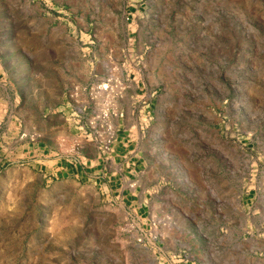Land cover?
I'll return each mask as SVG.
<instances>
[{
	"label": "rangeland",
	"instance_id": "rangeland-1",
	"mask_svg": "<svg viewBox=\"0 0 264 264\" xmlns=\"http://www.w3.org/2000/svg\"><path fill=\"white\" fill-rule=\"evenodd\" d=\"M0 264H264V0H0Z\"/></svg>",
	"mask_w": 264,
	"mask_h": 264
},
{
	"label": "crops",
	"instance_id": "crops-1",
	"mask_svg": "<svg viewBox=\"0 0 264 264\" xmlns=\"http://www.w3.org/2000/svg\"><path fill=\"white\" fill-rule=\"evenodd\" d=\"M136 163H137L136 159L126 154L124 155L117 154V156H114L112 158V161L105 162L106 167H105L104 173L106 177L109 178V182L112 181V184H109V186L108 185L107 186L110 187L112 192H115L114 187L117 188L119 186L118 182L120 180H122V184L119 189H116V191L120 192L123 195L125 193H128V191H132V189H129V185H128V182L130 181V178H129L130 176L128 174H132L133 170L137 166ZM131 167L134 169L129 170V168ZM141 207L142 206H140V208Z\"/></svg>",
	"mask_w": 264,
	"mask_h": 264
}]
</instances>
